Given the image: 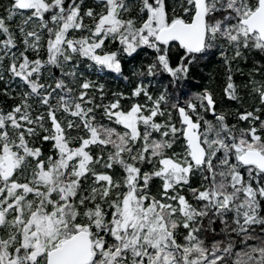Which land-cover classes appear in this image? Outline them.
<instances>
[{
    "label": "snow or ice",
    "instance_id": "obj_1",
    "mask_svg": "<svg viewBox=\"0 0 264 264\" xmlns=\"http://www.w3.org/2000/svg\"><path fill=\"white\" fill-rule=\"evenodd\" d=\"M0 264H264V0H0Z\"/></svg>",
    "mask_w": 264,
    "mask_h": 264
}]
</instances>
